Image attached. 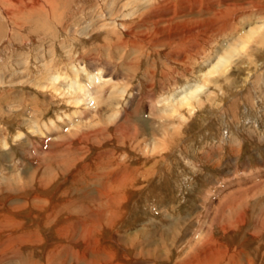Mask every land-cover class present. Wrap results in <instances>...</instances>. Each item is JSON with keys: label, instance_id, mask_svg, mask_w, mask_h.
I'll list each match as a JSON object with an SVG mask.
<instances>
[{"label": "rangeland", "instance_id": "obj_1", "mask_svg": "<svg viewBox=\"0 0 264 264\" xmlns=\"http://www.w3.org/2000/svg\"><path fill=\"white\" fill-rule=\"evenodd\" d=\"M0 264H264V0H0Z\"/></svg>", "mask_w": 264, "mask_h": 264}, {"label": "bare ground", "instance_id": "obj_2", "mask_svg": "<svg viewBox=\"0 0 264 264\" xmlns=\"http://www.w3.org/2000/svg\"><path fill=\"white\" fill-rule=\"evenodd\" d=\"M228 61L229 58H224L218 61V72L221 69H224ZM71 71L73 73L72 75H67L61 72H53L41 74L39 76L40 83L43 82L42 88L48 92L51 91L55 93L57 96H59V98H64V100L67 99V104L74 106L76 110L78 109L69 116L65 115V119H67L69 123L64 121V118L62 119L63 125L66 124L65 127L75 126V124L79 123V121L75 119L76 115L92 112L100 107L101 103H103L105 100L107 101L106 88L109 87L111 83V81L103 82V75H100L99 72L91 74L83 67H81L80 70L74 67L71 69ZM197 84H186L183 89L180 91L178 90L179 92L174 94L171 93L170 96H162L158 102V105L171 107L173 105L176 106V103H179L182 106L189 104L198 90L202 88L201 85ZM119 93L123 95L125 91L121 90ZM111 94L112 92H110V95ZM106 101L104 103H106ZM47 131L52 133L55 130L48 127Z\"/></svg>", "mask_w": 264, "mask_h": 264}]
</instances>
